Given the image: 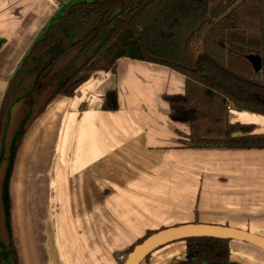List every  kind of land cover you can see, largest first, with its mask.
<instances>
[{"label":"crops","instance_id":"1","mask_svg":"<svg viewBox=\"0 0 264 264\" xmlns=\"http://www.w3.org/2000/svg\"><path fill=\"white\" fill-rule=\"evenodd\" d=\"M74 1L0 0V110L32 44ZM185 85L168 66L121 57L113 71L92 73L73 95H56L37 111L9 173L18 264H119L147 230L194 222L264 237V148L184 146L190 126L169 117L164 96L184 93ZM113 89L117 108L104 110ZM227 114L229 123L264 133V115L233 106ZM228 245L230 260L264 264L263 249L234 239ZM185 258L182 240L140 264Z\"/></svg>","mask_w":264,"mask_h":264},{"label":"trees","instance_id":"2","mask_svg":"<svg viewBox=\"0 0 264 264\" xmlns=\"http://www.w3.org/2000/svg\"><path fill=\"white\" fill-rule=\"evenodd\" d=\"M236 37L256 41L255 62L260 74L255 72L249 77L228 65L227 46ZM90 46L93 51L88 58L57 85L39 111L54 96L73 95L92 73L113 71L116 61L127 57L165 65L184 75V93L164 96L169 117L190 126L189 136L182 140L184 146L264 148V133H252V124L225 121L220 139L205 137L198 123L200 107L190 91L191 81L203 87L208 99L218 100L224 107L232 104L237 111L264 115V0H76L64 4L60 15L32 44L10 80L0 110V126L10 94L20 91L25 77L34 78L31 91L38 92ZM30 95L31 92L24 98ZM116 108V91L109 90L102 109ZM227 115L226 112V118ZM24 120L14 133L11 154L14 138L23 132ZM8 171L9 164L3 182L9 232L4 190ZM156 231L147 230L119 256V264L124 263L135 245ZM183 241L185 264H239L229 259V239L200 236Z\"/></svg>","mask_w":264,"mask_h":264},{"label":"rangeland","instance_id":"3","mask_svg":"<svg viewBox=\"0 0 264 264\" xmlns=\"http://www.w3.org/2000/svg\"><path fill=\"white\" fill-rule=\"evenodd\" d=\"M235 40V41H234ZM256 41L245 37H236L232 40L227 46V61L228 65L240 73L250 75L258 73L260 74V70L255 69L257 63L255 62V57L258 53L256 48ZM93 51V46L88 47L81 55H79L69 66L68 68L62 72L58 78H56L53 82L47 85L45 88L41 89L38 92H32V86L34 84V78L32 76L25 77L22 81L20 91L14 92L10 94L7 105L5 107L4 114L1 118V126H0V158L3 154V141L6 133V129L8 128L9 121V109L11 104L15 100V98L19 96H23V98L27 95V93L31 92L29 98L30 103V116L26 117L24 120V127L27 126L33 118L36 116L39 108L45 103V101L49 98L51 93L55 90L58 84H60L63 80H65L79 65H81L91 54ZM190 91L194 94L195 103L200 107V120L198 123L200 124V130L205 132V137L209 139L217 138L220 139L222 136V132L225 128V121L227 118L225 114L230 109L224 107L219 103L218 100H210L205 94L203 87L192 83L190 81ZM232 109V105H231ZM5 125V131L2 132V124ZM21 135L17 134L14 138L13 142V153L9 158V171L8 177L5 181V205L7 211V222H8V213L10 210V199L8 196L9 191V173L11 168V163L14 155V150L17 148L18 139ZM148 258V257H147ZM230 259V258H229ZM147 260V259H146ZM232 261V260H231ZM239 264H243L241 262L233 261ZM0 264H18L16 259V253L12 247L9 245L8 250L4 251L3 246L0 244Z\"/></svg>","mask_w":264,"mask_h":264},{"label":"water","instance_id":"4","mask_svg":"<svg viewBox=\"0 0 264 264\" xmlns=\"http://www.w3.org/2000/svg\"><path fill=\"white\" fill-rule=\"evenodd\" d=\"M1 43V41H0ZM255 69H259L256 65ZM29 98H23L13 103L9 109L8 128L3 141V154L0 159V244L9 248L10 238L6 225V215L3 202V182L12 152L11 143L14 133L20 129L22 121L30 114ZM215 237L229 240H239L257 246L264 250V237L237 228L203 223H186L160 229L146 237L127 254L123 264H140L156 249L171 242L182 241L189 237Z\"/></svg>","mask_w":264,"mask_h":264},{"label":"built area","instance_id":"5","mask_svg":"<svg viewBox=\"0 0 264 264\" xmlns=\"http://www.w3.org/2000/svg\"><path fill=\"white\" fill-rule=\"evenodd\" d=\"M57 1H62V0H57ZM230 108H231V106H230V105H228V106H227V109H230Z\"/></svg>","mask_w":264,"mask_h":264}]
</instances>
